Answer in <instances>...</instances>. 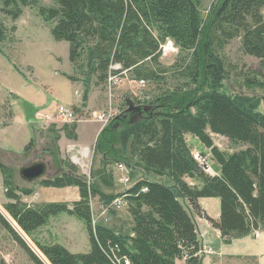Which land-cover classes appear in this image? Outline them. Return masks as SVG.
Wrapping results in <instances>:
<instances>
[{
  "label": "trees",
  "instance_id": "trees-1",
  "mask_svg": "<svg viewBox=\"0 0 264 264\" xmlns=\"http://www.w3.org/2000/svg\"><path fill=\"white\" fill-rule=\"evenodd\" d=\"M2 1L1 10L14 20L23 10L21 5L37 3ZM55 1L58 5H38L39 12L52 21L53 37L69 42L72 62L85 56L87 87L94 74L108 87L109 75H120L125 69L137 79H161L159 58L168 38L191 56L188 62L184 58L181 66L192 85L167 89L149 98L133 97L135 104L150 107L142 113L128 111L126 98L120 112L101 130L96 151L104 153V162L112 160L130 167L133 179L129 187L116 194L102 191L62 159V172L38 180L46 186H77L79 199L29 203L23 195L31 194L33 187L15 185L12 169L0 160L9 198L1 208L22 230L1 211L0 223L35 264H115L113 252L127 256L130 264H176L178 258L201 264L197 215L206 217L226 241L264 225V112L253 96L232 93L224 87L228 63L222 52L228 41L240 37L245 53L264 62V0H216L206 15L202 0ZM10 30L0 14V44ZM114 63L122 68H111ZM256 77L248 75L246 80L261 84L263 81ZM65 127L71 130L70 137H76V124ZM213 132L242 147L222 149ZM188 134L197 136L210 149L209 157L218 164L217 173L204 168L207 161L198 158ZM33 142L31 138L24 151H29ZM199 154L203 159L208 157L207 152ZM168 177L172 184L166 182ZM118 195L126 199L133 217L129 233L93 215L92 197L98 196L113 211L110 205ZM202 196L220 198L217 218L201 207ZM61 212L84 222L89 250L74 252L61 242L37 237V231ZM0 264L9 262L0 258Z\"/></svg>",
  "mask_w": 264,
  "mask_h": 264
},
{
  "label": "rangeland",
  "instance_id": "rangeland-1",
  "mask_svg": "<svg viewBox=\"0 0 264 264\" xmlns=\"http://www.w3.org/2000/svg\"><path fill=\"white\" fill-rule=\"evenodd\" d=\"M215 1L202 0L201 9L204 15L209 12ZM2 5L3 1L0 0V14L11 30L8 38L0 44V160L12 169L14 184L27 187L42 185L39 180L27 182L22 179L19 175L20 167L34 160H44L48 164L47 176H51L63 171V159L74 165L78 173L85 174L106 193L116 194L129 187L133 182L130 167L128 169L125 164L112 160L104 162V153L96 151L97 138L108 123L105 125L100 118L93 116V112L108 109L111 105L113 107L110 110H120L128 97L149 98L167 89L188 88L192 85L191 79L184 73L185 67L181 64L184 58L185 62H188L191 56L187 51H182L173 39L168 38L159 58L161 79H146L141 83L130 70L125 69L110 89L106 87L105 82H99L96 74L89 79L87 87L85 56H81L77 63L72 62L69 58V42L55 39L51 33L52 21L39 12L38 5H58L55 0H37L32 6L21 5L23 10L15 20L1 10ZM14 25L16 28L12 30ZM222 52L228 63V76L224 87L232 93L253 96L255 101H258V109L264 112V62L255 55L245 53L240 37L228 41ZM111 66L115 69L122 68L119 63ZM155 67L160 68L157 65ZM69 75L75 79H71ZM248 75L257 76L256 78L263 82L250 84L246 80ZM60 105L72 109L75 118L64 120V115L59 113ZM73 124H76L73 129L76 137H70L71 130L65 127ZM212 135L222 149L235 150L242 147L241 143H234L225 135L214 132ZM31 138H34L31 149L24 151ZM188 140L194 146L193 150L198 157L200 152H207L208 157L202 159V156L201 161H207L211 167L209 171L213 172L217 164L209 157L210 149L207 150L193 134H188ZM85 147L88 148L87 154L83 151ZM127 176L130 177L129 181L124 179ZM166 182L172 184L173 180L168 177ZM63 187L65 188L49 194L59 200H72L77 195L74 185ZM1 196H6L2 173ZM119 197L121 195L115 198ZM34 199L37 198L32 200ZM218 199L220 203V198ZM91 206L95 219H106L105 223L109 226L124 233L131 232L133 217L127 205L122 203L118 206L113 203L110 205L113 211H110L109 207L105 209L107 206L98 196H94ZM216 234L218 236V233ZM216 234L213 233L214 236ZM36 235L42 240H63L78 252L90 248L89 233L84 222L68 212L53 216ZM252 236L258 237L253 232ZM224 241L228 246L226 250L230 251L226 256L228 264L256 260L254 248L248 252L249 255H245V248L250 247L251 242H245L240 237ZM213 248L216 251L214 246ZM262 252L264 253L263 248ZM211 254L214 253L204 254V258ZM0 258H5L9 264H35L1 223ZM178 264L188 263L179 260Z\"/></svg>",
  "mask_w": 264,
  "mask_h": 264
},
{
  "label": "crops",
  "instance_id": "crops-1",
  "mask_svg": "<svg viewBox=\"0 0 264 264\" xmlns=\"http://www.w3.org/2000/svg\"><path fill=\"white\" fill-rule=\"evenodd\" d=\"M38 114H41V113L38 112ZM0 147H1V145H0ZM207 150H208V148H207ZM213 170L214 171L211 173H217L219 171L218 164H217V168L213 169ZM188 180L190 182H193V183L199 182V181H195L193 178H188ZM2 184H3V176H2ZM3 186H4V184H3ZM34 186H35V188H34ZM34 186H32L34 190L31 194L23 195V198L26 201H28L29 203L59 200L58 198H53L49 193L54 192V191H59V190L65 188V187L46 186V185H38V187H36L37 184ZM74 188L76 190L77 195H75L72 200L79 199V197H80V193L78 191L79 189L77 188V186H74ZM35 197L37 199L32 200ZM8 200H9V198L7 196H1L0 197V205H3V203H5ZM199 203H200L201 207L209 215L216 217V218L220 215L221 209H220V203H219L218 197H216V196H202L199 198ZM51 219H52V217H51ZM197 223H198V228H199V235H200L201 242H202V247L205 245H210L213 249L212 253H214V254H211L209 257H206V258H204V254H208V253H202L203 256H202V263L201 264H228V259H226V256H228L230 254V251L226 250V249H228V246L225 243L224 238L222 237L219 229H217L215 226H213L212 223L206 217L201 216V215H197ZM214 232H215V234L218 233L219 237L217 236V234L214 236L213 235ZM252 232L255 233L256 236L258 235V237L254 238L252 236ZM244 236L240 237V238H243V240H245V242H251V244H252L250 247L245 248V252H246L245 255L246 256L249 255L248 252L254 248L253 252H254V255L256 256V260L251 261V262L245 260L241 264H264V253L262 252V248L264 249V225H262L258 229L251 231L250 233H248V235L246 234ZM220 237H221V239H220ZM251 240H253V241H251ZM56 241L65 244L71 251H74L72 246L69 243H67L63 240H56ZM255 244H257V245H255ZM213 246L216 248V251L213 248ZM74 252H78V251H74ZM179 260H185L186 261L185 258H182V259L178 258L176 260V264H178Z\"/></svg>",
  "mask_w": 264,
  "mask_h": 264
},
{
  "label": "built area",
  "instance_id": "built-area-1",
  "mask_svg": "<svg viewBox=\"0 0 264 264\" xmlns=\"http://www.w3.org/2000/svg\"><path fill=\"white\" fill-rule=\"evenodd\" d=\"M168 40V39H167ZM167 40L164 42V44H162V49L164 47V45H166V42ZM163 51V50H162ZM121 74V73H120ZM118 74L116 73H111L109 75V78H108V87L110 89V87L116 83L115 81L118 80ZM138 82H141V83H144L145 80L143 79H137ZM136 80V81H137ZM113 106L111 105V107H109L108 109H105V110H101V111H94L93 112V116H95L96 118H100L99 120L103 121L104 124L106 125L107 123H109L112 118L118 114L120 112V110H117V109H113V110H110ZM59 113L61 115H64V120L66 121H69L70 119L72 118H75L74 116V112L72 111V109L70 108H67L63 105H60L59 107ZM200 160L202 158V155H199L198 157ZM203 159V158H202ZM119 164H124V163H119ZM126 165V164H125ZM127 166V165H126ZM127 168L129 169V167L127 166ZM126 181H129L130 180V177L127 176L126 178H124ZM144 190H146L147 188H143ZM115 203L117 204L118 206H120L122 203L123 205H127V202H126V199H124L122 196L119 197V198H115L114 201L112 202V204ZM108 207H106L105 209H107ZM199 252L201 253H212L213 252V249L210 245H205L203 246ZM187 256V254H186ZM113 259H114V263L115 264H130V260L127 256H124V257H120L118 254L114 253L113 252Z\"/></svg>",
  "mask_w": 264,
  "mask_h": 264
},
{
  "label": "water",
  "instance_id": "water-1",
  "mask_svg": "<svg viewBox=\"0 0 264 264\" xmlns=\"http://www.w3.org/2000/svg\"><path fill=\"white\" fill-rule=\"evenodd\" d=\"M127 103L128 105V111H139L140 113H142L143 110H148L150 107L148 106H141V105H137L134 103L132 98H127ZM132 120V118H131ZM204 168L209 170L211 169V167L208 165V163H204ZM47 171H48V164L44 161V160H34L28 164L22 165L19 169V175L21 176L22 179H24L27 182H31V181H36L38 179L44 178L47 176ZM0 211L13 223V225L20 231L22 230L18 224L16 222H13L5 213V211L1 208L0 206ZM23 236V235H22ZM24 237V236H23ZM25 238V237H24ZM26 239V238H25ZM27 240V239H26ZM28 242V241H27ZM29 243V242H28ZM30 244V243H29ZM31 245V244H30ZM32 246V245H31ZM33 247V246H32ZM33 249L42 257L41 253L39 251H37V249H35L33 247ZM43 258V257H42ZM44 259V258H43ZM45 260V259H44ZM45 262L48 263L47 260H45Z\"/></svg>",
  "mask_w": 264,
  "mask_h": 264
},
{
  "label": "bare ground",
  "instance_id": "bare-ground-1",
  "mask_svg": "<svg viewBox=\"0 0 264 264\" xmlns=\"http://www.w3.org/2000/svg\"><path fill=\"white\" fill-rule=\"evenodd\" d=\"M66 107V106H65ZM68 108V107H67ZM138 113H140L139 111H137ZM83 151H84V154H87V152H88V148H84L83 149ZM77 159V157H75V160ZM76 161H78V160H76ZM38 251V250H37Z\"/></svg>",
  "mask_w": 264,
  "mask_h": 264
}]
</instances>
